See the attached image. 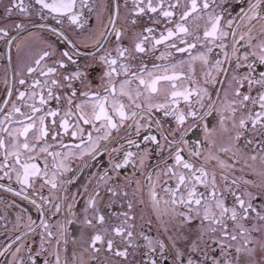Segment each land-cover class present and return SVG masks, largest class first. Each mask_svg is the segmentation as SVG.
I'll return each mask as SVG.
<instances>
[{
    "label": "snow or ice",
    "instance_id": "6c2138e0",
    "mask_svg": "<svg viewBox=\"0 0 264 264\" xmlns=\"http://www.w3.org/2000/svg\"><path fill=\"white\" fill-rule=\"evenodd\" d=\"M0 43V264H264V0H8Z\"/></svg>",
    "mask_w": 264,
    "mask_h": 264
},
{
    "label": "flooded vegetation",
    "instance_id": "af4514ba",
    "mask_svg": "<svg viewBox=\"0 0 264 264\" xmlns=\"http://www.w3.org/2000/svg\"><path fill=\"white\" fill-rule=\"evenodd\" d=\"M29 0H25V3H28ZM8 4V0H0V15H2V10L3 7ZM14 19L17 20V22H23L26 25H28V31L22 32L19 36V38L16 40L13 46H11L10 49V54L12 56V66L15 67L17 64V48L16 45H20L21 49H23L24 52H28L30 49L31 50H39L40 48L44 47V44L37 39V35L39 36H46V33L37 27H34L32 22L38 24V23H50L54 24V21H40L38 17H36L34 14L33 16L29 19H24L22 16H15ZM31 21V22H30ZM11 28V25L9 26ZM29 32L31 35H29ZM11 35H16V32L13 30L11 31ZM71 35V33H69ZM59 47V45H58ZM4 50V45L0 43V51ZM81 51H83V45L81 46ZM27 62V61H25ZM11 77V68L9 69V78ZM3 79H4V74L3 71L0 70V89L3 88ZM4 95L3 92H0V96ZM194 138V135L192 136ZM104 160H107V157H104ZM96 162L94 161H89V164H95ZM78 165H80V161H74L73 162V168H76ZM100 167L97 165L96 167H82L80 172L77 173L78 179L75 184L69 185V191L70 192H76V191H83L81 184L86 183L88 178H89V173L91 172H98L101 171ZM0 198H5L6 200H11L13 197L4 192H0ZM80 204H82V200L80 201ZM79 207V205H78ZM33 217L37 215L35 211H32ZM0 239H3V237H0Z\"/></svg>",
    "mask_w": 264,
    "mask_h": 264
}]
</instances>
